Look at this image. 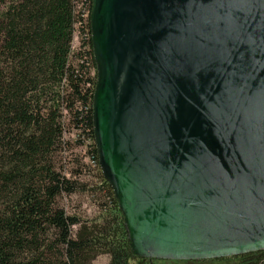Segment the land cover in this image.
Instances as JSON below:
<instances>
[{"label":"water","instance_id":"1","mask_svg":"<svg viewBox=\"0 0 264 264\" xmlns=\"http://www.w3.org/2000/svg\"><path fill=\"white\" fill-rule=\"evenodd\" d=\"M98 167L135 258L264 251V0H92Z\"/></svg>","mask_w":264,"mask_h":264},{"label":"trees","instance_id":"2","mask_svg":"<svg viewBox=\"0 0 264 264\" xmlns=\"http://www.w3.org/2000/svg\"><path fill=\"white\" fill-rule=\"evenodd\" d=\"M91 2L0 0V264H91L98 256H107V264L163 262L132 255L98 167ZM66 127L90 142L86 155L98 170L96 194L103 201L93 220L58 204L61 197L92 192L78 179L81 171L66 178L56 168ZM228 260L264 264V251L211 261Z\"/></svg>","mask_w":264,"mask_h":264},{"label":"rangeland","instance_id":"3","mask_svg":"<svg viewBox=\"0 0 264 264\" xmlns=\"http://www.w3.org/2000/svg\"><path fill=\"white\" fill-rule=\"evenodd\" d=\"M79 7V6H78ZM77 33H74L72 41V52L75 53L77 46ZM82 141V145L78 144ZM90 142L79 139L77 132L70 128H65L63 133L62 146L56 153V168L66 178L75 172H80L78 179L88 186L92 192L75 194L70 197H61L58 204L67 214L80 217L82 220L88 221L95 219L100 214V208L103 206L102 200L97 193L99 183L97 179L98 170L86 155V150ZM81 166L84 168L81 169ZM107 256H98L91 264H107ZM136 264V263H131ZM154 264H244L239 260L228 261H200V262H154Z\"/></svg>","mask_w":264,"mask_h":264},{"label":"built area","instance_id":"4","mask_svg":"<svg viewBox=\"0 0 264 264\" xmlns=\"http://www.w3.org/2000/svg\"><path fill=\"white\" fill-rule=\"evenodd\" d=\"M77 41H78V39H77Z\"/></svg>","mask_w":264,"mask_h":264}]
</instances>
